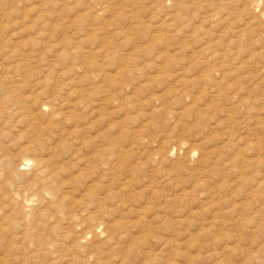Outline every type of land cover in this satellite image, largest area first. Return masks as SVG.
Here are the masks:
<instances>
[{
  "label": "rangeland",
  "instance_id": "374dc122",
  "mask_svg": "<svg viewBox=\"0 0 264 264\" xmlns=\"http://www.w3.org/2000/svg\"><path fill=\"white\" fill-rule=\"evenodd\" d=\"M246 1L0 0V264H264V33Z\"/></svg>",
  "mask_w": 264,
  "mask_h": 264
},
{
  "label": "bare ground",
  "instance_id": "6f19581e",
  "mask_svg": "<svg viewBox=\"0 0 264 264\" xmlns=\"http://www.w3.org/2000/svg\"><path fill=\"white\" fill-rule=\"evenodd\" d=\"M248 4H247V7L245 8H243V9H245L244 11H247L246 13H248V14H250V17L247 19V21H246V23H245V27H248L249 25H253V28H256L259 32H261V33H264V0H247L246 1ZM180 4V3H179ZM179 4H178V6H179ZM175 5L177 6V3H175ZM177 6V7H178ZM246 6V5H245ZM242 9V10H243ZM242 12V11H241ZM245 17V16H244ZM245 22V21H244ZM244 22H242V23H244ZM241 23V24H242ZM240 24V25H241ZM239 28V27H238ZM246 29V28H245ZM244 28H243V30L242 31H244L245 30ZM251 29V28H250ZM240 30H241V28H240ZM238 31L239 30H237L236 32L238 33ZM249 31H251V30H249ZM255 33H257V32H255ZM239 34V33H238ZM243 34H245V33H243ZM237 36V35H236ZM237 37H239V36H237ZM245 37V36H244ZM236 38V37H235ZM240 39V38H239ZM248 39V38H247ZM236 40V39H235ZM241 40V39H240ZM246 40V39H245ZM237 41H239V40H237ZM252 41V40H251ZM233 42V41H232ZM237 43V42H236ZM237 45V44H236ZM239 45V44H238ZM237 45V46H238ZM243 48H244V46H243ZM201 51H202V53L203 54H207L209 57V59H210V57H213L214 58V55L215 54H213L214 52H212L211 51V49L209 48V47H204V48H202L201 49ZM217 53V52H216ZM252 52H250L249 54H251ZM252 54H254V52L252 53ZM251 54V55H252ZM218 55V54H217ZM255 55V54H254ZM254 55H252L253 57H255ZM216 59L218 58V57H215ZM220 59H222V58H220ZM209 61V60H208ZM211 62H212V59L210 60ZM214 68V67H213ZM248 68V67H247ZM212 69V68H211ZM210 69V70H211ZM244 69V68H243ZM212 71V70H211ZM211 71H209L210 73H211ZM216 71V70H215ZM213 72H214V69H213ZM245 72H246V70H245ZM248 72V71H247ZM209 73V74H210ZM249 73V72H248ZM242 74V73H241ZM240 75V74H239ZM251 75V74H250ZM153 77V76H152ZM207 78H208V75H207ZM241 78V77H240ZM251 79V78H250ZM204 80V79H203ZM243 80H244V78H243ZM131 81V80H130ZM197 81V80H196ZM237 83V82H236ZM184 86V85H183ZM240 87V86H239ZM243 87H244V85H243ZM14 89L15 90H18L19 89V87L18 86H15L14 87ZM237 89V88H236ZM235 89V90H236ZM184 91V90H183ZM241 91V90H240ZM185 92V91H184ZM217 92V91H216ZM183 94H185V93H183ZM125 97V96H124ZM237 100V99H236ZM24 101V100H23ZM156 101H159L157 98H156ZM247 101V100H246ZM22 102V101H21ZM20 102V103H21ZM251 102V101H250ZM240 103V102H239ZM24 102H22V105L21 106H19L18 108H19V111H20V114H22L23 116H27L26 115V110H25V113H24V109H26V105L24 106ZM249 105V104H248ZM249 108H250V106H248ZM248 107H246V108H248ZM201 108V107H200ZM26 118V117H25ZM108 121V120H107ZM43 132V131H42ZM42 135V134H41ZM81 144V143H80ZM100 144V143H99ZM84 145H86V142H85V144H83V146H81V148H83L84 147ZM94 145V144H93ZM98 145V144H97ZM113 145V144H112ZM102 146V145H101ZM87 147V146H86ZM91 147V146H90ZM98 147V146H97ZM113 147V146H112ZM87 149H88V147H87ZM86 149V150H87ZM79 150V149H78ZM82 150V149H81ZM92 150V149H91ZM84 152V151H83ZM88 152V151H87ZM97 152V153H96ZM95 153L96 154H98V151H96ZM93 153V152H92ZM88 154V153H87ZM91 154V153H90ZM95 154V155H96ZM102 154V153H101ZM100 154V155H101ZM80 155H82V152H81V154ZM99 155V156H100ZM91 156H93V155H91ZM103 157H104V155H102ZM101 156V157H102ZM10 157V156H9ZM82 157V156H81ZM85 157V156H84ZM84 157H82V158H84ZM82 158H80L81 160H82ZM86 158V157H85ZM94 157H92V159H93ZM105 158V157H104ZM10 159V158H9ZM12 160H10L12 163H14L15 164V166H17V167H24L25 165H27V162H30V161H32V160H29L27 157H23V155L22 156H19V158H17L15 161L13 160V158H11ZM77 159V158H76ZM91 159V157H90V160H92ZM97 159H99V158H97ZM96 159V160H97ZM57 160V162H58V164H59V161L58 160H60V159H56ZM61 160H62V158H61ZM88 160V159H87ZM46 162V161H45ZM45 162H38L40 165V168L41 167H43V169L44 170H46V171H48V174L49 175H51V176H53V177H56L58 174H59V170H58V167H56V165L55 164H57V163H55V161H49L47 164L45 163ZM86 162V161H85ZM90 162V161H89ZM99 162V161H98ZM109 162V161H108ZM87 163H88V161H87ZM97 163V162H96ZM96 163H94V165L96 164ZM107 163V162H106ZM110 163H113V162H110ZM13 164V165H14ZM98 164V163H97ZM99 164H101V163H99ZM90 165H91V162H90ZM94 165H93V168H94ZM109 165V164H108ZM60 166V165H59ZM92 166V165H91ZM96 166H98L97 168H99V165H96ZM101 166H102V164H101ZM97 168H95V169H97ZM101 168V167H100ZM43 170V171H44ZM63 169H61V171H62ZM39 173H40V171H38ZM37 172V173H38ZM45 175H47V174H45ZM43 177V176H42ZM58 178V177H57ZM128 179H130V178H128ZM51 180H53L52 178H51ZM129 181V180H128ZM29 182H33L32 180L31 181H29ZM27 183V182H26ZM126 183V182H125ZM124 184V183H123ZM1 185V184H0ZM33 185V184H32ZM31 185V186H32ZM125 185V184H124ZM34 186V185H33ZM39 186V185H38ZM25 188H27V186L25 187ZM42 188V187H41ZM55 187H53V189H54ZM37 189V188H36ZM39 190H41V189H39ZM31 191V190H30ZM33 191V190H32ZM36 192H38V190H36ZM103 192V191H102ZM114 192V191H113ZM113 192H111V191H109V190H107V192H106V190H105V194H104V196H102V197H99V195H95V197H94V201H95V203L97 204H95L96 206H99L97 209H99V210H101V211H103L104 213H109V210L107 209V207L105 208V206H106V200L108 201L111 197H112V193ZM40 193V192H39ZM38 193V194H39ZM154 194V193H153ZM35 195V194H34ZM40 197H42V195L40 194L39 195ZM87 196L90 198V199H92V196H93V193L91 192V190H88L87 191ZM63 197H64V195H63ZM114 197V196H113ZM161 198V197H160ZM10 199V198H9ZM13 200V199H12ZM162 200V199H161ZM10 202H11V200H10ZM73 202V201H72ZM23 203V202H22ZM73 205V204H72ZM75 205V204H74ZM24 207H25V205H23ZM10 211V212H9ZM8 212L9 213H11V210H9ZM12 211H13V209H12ZM17 211V210H16ZM19 211V210H18ZM144 211V210H143ZM20 212V211H19ZM111 212V211H110ZM21 213H23L22 211H21ZM6 213H4V215H5ZM14 214V213H13ZM24 214V213H23ZM22 214V215H23ZM7 215V214H6ZM11 215V214H10ZM26 215V214H25ZM6 217H8V216H6ZM10 217V216H9ZM11 217H12V215H11ZM18 217H19V215H18ZM23 217V216H22ZM20 218V217H19ZM155 218V217H154ZM23 219H25V217L23 218ZM163 221V220H162ZM151 222V221H150ZM161 222V221H160ZM164 222H166V221H164ZM158 224H160V223H158ZM118 225V228L119 229H121L120 231H121V235H124V233L126 234L130 229H131V225H125L124 223L122 224H117ZM135 225V224H134ZM131 226V227H130ZM137 226V225H136ZM96 227H98V225H96L95 227H94V229H96ZM99 228V227H98ZM145 228V229H144ZM156 229H158V227L157 226H155V227H153V224H148V223H146L145 222V224L142 226V228L140 229L139 228V231L140 230H142V231H140V232H142V237H136V241L135 242H137L138 243V246H139V248L140 249H142L143 250V255L142 256H145V257H148V256H150V258H151V251H153V250H151L150 249V241H151V239H157V240H159V238L158 237H156V235H155V231H156ZM138 230V229H137ZM96 231V230H95ZM97 231H99V230H97ZM109 231V230H108ZM170 231H172V230H170ZM93 233L94 232V230H93V228L89 231V233ZM107 232V231H106ZM145 232V233H144ZM173 232V231H172ZM172 232H170V233H172ZM82 234H80V235H78V236H80L82 239L83 238H85V235H86V233L87 232H81ZM169 233V234H170ZM94 234H95V232H94ZM112 233H110V235H111ZM107 235V234H106ZM109 235V236H110ZM145 235V236H144ZM108 236V235H107ZM117 236V235H116ZM144 236V237H143ZM167 236V235H166ZM112 237V236H111ZM114 237V236H113ZM112 237V239H113V241H116L114 238ZM175 237V236H174ZM178 237V236H177ZM189 237V236H188ZM187 237V238H188ZM166 238V237H165ZM78 239V238H77ZM167 239V238H166ZM175 239V238H174ZM184 239V238H183ZM182 239V240H183ZM189 239V238H188ZM76 240V239H75ZM86 240V239H85ZM118 240V239H117ZM181 240V241H182ZM195 240V239H194ZM78 242H76V243H79V241H80V239H78L77 240ZM187 241V240H186ZM118 242V241H117ZM116 242V243H117ZM120 242V241H119ZM129 242H131V241H129ZM135 242H132V243H134L135 244ZM166 242V240L164 241V243ZM172 242V241H171ZM163 243V244H164ZM177 243V242H176ZM82 244V243H81ZM104 244H106V243H104ZM133 244V245H134ZM151 244H153L152 242H151ZM166 244H168V242L166 243ZM171 244V243H170ZM173 244V243H172ZM175 244V243H174ZM186 244H187V242H186ZM189 244V243H188ZM198 244V243H197ZM75 245V244H74ZM74 245H72L73 247H74ZM83 245H85V244H83ZM82 245V246H83ZM113 245V244H112ZM111 245V246H112ZM114 245H116V244H114ZM155 245V244H154ZM196 245V244H195ZM200 245V244H199ZM153 246V245H152ZM189 245H187L186 247L187 248H189L188 247ZM87 247V246H86ZM115 247V246H114ZM116 247H117V245H116ZM135 247V246H134ZM156 247V246H155ZM171 247H174V246H171ZM200 247V246H199ZM82 249H83V247H81ZM85 248V247H84ZM108 248H110V246H108ZM136 248V247H135ZM168 248H170V246H168ZM168 248H167V250H168ZM74 249V248H73ZM72 249V250H73ZM98 249V248H97ZM97 249H95V250H97ZM118 249V248H117ZM131 250L133 249V248H130ZM129 249V250H130ZM136 249H138V248H136ZM135 249V250H136ZM156 249V248H155ZM75 250V249H74ZM100 250V249H99ZM115 250V249H114ZM126 250H127V248H126ZM134 250V251H135ZM139 250V249H138ZM166 250V251H167ZM170 250H171V248H170ZM196 250V249H195ZM65 251V250H64ZM140 251V250H139ZM159 252L161 251V250H158ZM157 251V252H158ZM169 251V250H168ZM73 253H74V251H72ZM90 252V251H89ZM93 252H95L94 250H93ZM97 252V251H96ZM95 252V253H96ZM102 252H103V250H102ZM117 252V251H116ZM155 252V251H154ZM164 252V251H163ZM163 252H161V253H163ZM70 253H71V251H70ZM84 253V252H83ZM87 253V252H86ZM118 253V252H117ZM119 253H120V249H119ZM125 253V252H124ZM141 253V252H140ZM141 253V254H142ZM161 253H159V254H161ZM72 254V253H71ZM88 254V253H87ZM93 254V253H92ZM97 254V253H96ZM151 254V255H150ZM158 254V253H157ZM169 254V253H168ZM73 255V254H72ZM74 255H76V254H74ZM88 255H90V253L88 254ZM98 255V254H97ZM101 254H99L98 256H97V258H99V256H100ZM140 255V254H139ZM154 255H156V254H154ZM164 255V254H163ZM170 255V254H169ZM180 255V254H179ZM78 256V255H77ZM121 256V255H120ZM119 256V257H120ZM141 256V257H142ZM190 256V255H189ZM84 257V256H83ZM88 257H90V256H88ZM93 257H94V255H93ZM101 257V256H100ZM108 257V256H107ZM118 257V256H117ZM160 257V256H159ZM158 257V258H159ZM165 257V256H164ZM81 258V257H80ZM142 258H144V257H142ZM155 258H156V256H155ZM154 258V259H155ZM163 257H160V259H162ZM184 258V257H183ZM186 258V257H185ZM86 259H88V258H85V260ZM120 258H118V260H119ZM123 259V258H122ZM146 259V258H145ZM187 259H190V258H187ZM93 260V259H92ZM97 260V259H96ZM121 260V259H120ZM124 260V259H123ZM147 260H149V258H147ZM163 260V259H162ZM164 260H166V259H164ZM163 260V261H164ZM169 260V259H168ZM168 260L166 261V262H168ZM162 261V262H163ZM187 261V260H186ZM189 261V260H188ZM97 262H99V261H97ZM119 262V261H118ZM151 262V261H150ZM170 262V261H169ZM121 263H123V262H121ZM120 263V264H121ZM164 263V262H163ZM187 263V262H186ZM149 264V263H148Z\"/></svg>",
  "mask_w": 264,
  "mask_h": 264
}]
</instances>
